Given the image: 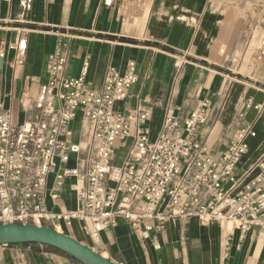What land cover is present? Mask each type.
Masks as SVG:
<instances>
[{
    "label": "crops",
    "instance_id": "0c3cea01",
    "mask_svg": "<svg viewBox=\"0 0 264 264\" xmlns=\"http://www.w3.org/2000/svg\"><path fill=\"white\" fill-rule=\"evenodd\" d=\"M131 1L0 0V45L6 48L0 58V112L9 113L17 124L34 119L50 55L62 44L68 59L62 73L78 77L88 59L86 80L97 90L103 87L109 67L124 73L134 60L138 81L115 110L134 128L133 112L151 106L148 129L153 139L168 112L180 109L186 114L208 101L212 113L200 137L219 154L226 129L236 125V113L245 101L252 98L263 104L261 113L251 109L247 115L254 122L256 136L249 139V154L237 169L245 177L264 154V65L253 67L252 59H247L242 23L211 0H148L141 13L127 3L122 11L124 3ZM72 129L74 140L83 148L99 143L93 140L81 112ZM131 144V137L117 142L115 165L123 163ZM76 166L72 156L60 169ZM78 166L84 169V160ZM82 188L84 182L76 177L58 182L56 172L51 173L46 209L66 213L79 208L77 195ZM54 194L58 197L53 198ZM55 223H60L62 232L119 264H264V231L259 227L241 237L238 229L228 230L219 221L207 223L196 217L172 220L163 229L153 220L135 224L118 217L116 226L87 234L80 220L70 225L63 219ZM147 224L154 228L150 238L144 239L141 233ZM43 225L53 227V223ZM153 236H157L158 246ZM21 262L82 264L39 243L0 245V264Z\"/></svg>",
    "mask_w": 264,
    "mask_h": 264
},
{
    "label": "built area",
    "instance_id": "2783aa9c",
    "mask_svg": "<svg viewBox=\"0 0 264 264\" xmlns=\"http://www.w3.org/2000/svg\"><path fill=\"white\" fill-rule=\"evenodd\" d=\"M64 48L62 44L50 55L34 119L17 124L9 113L0 112V223H53L52 228L61 231L56 220L70 225L77 219L88 234L116 226L118 217L135 224L153 220L159 229L172 220L196 217L238 229L241 237L252 227L264 231V154L245 177L237 172L249 154V139L256 136L247 115L251 109L261 113L262 103L245 101L236 113V125L226 129L219 154L200 137L212 113L208 101L186 114L180 109L168 112L153 139L148 129L151 106L133 112L134 128L115 110L138 81L136 62L130 60L124 73L109 67L103 87L97 90L86 80L88 59L78 77L62 73L68 61ZM5 54L0 45V58ZM79 112L98 144L83 148L74 140L72 123ZM130 137L125 160L115 165L117 142ZM72 156L77 166L61 170ZM81 160L84 169L78 166ZM253 171L254 176L243 183ZM54 172L58 182L68 176L84 182L77 195L79 208L66 213L46 209L47 181ZM153 228L145 225L142 237L150 238ZM152 239L158 246L157 236Z\"/></svg>",
    "mask_w": 264,
    "mask_h": 264
},
{
    "label": "water",
    "instance_id": "95a60500",
    "mask_svg": "<svg viewBox=\"0 0 264 264\" xmlns=\"http://www.w3.org/2000/svg\"><path fill=\"white\" fill-rule=\"evenodd\" d=\"M17 243H39L55 247L82 264H119L82 241L52 227L17 222L0 223V245Z\"/></svg>",
    "mask_w": 264,
    "mask_h": 264
},
{
    "label": "rangeland",
    "instance_id": "374dc122",
    "mask_svg": "<svg viewBox=\"0 0 264 264\" xmlns=\"http://www.w3.org/2000/svg\"><path fill=\"white\" fill-rule=\"evenodd\" d=\"M212 4L232 19L239 20L244 31L241 39L246 41L247 59L255 64L264 65V0H211ZM126 3L135 12L141 13L142 7L147 8L148 0H132L125 2L122 11H126ZM239 61V54L235 57Z\"/></svg>",
    "mask_w": 264,
    "mask_h": 264
},
{
    "label": "trees",
    "instance_id": "16d2710c",
    "mask_svg": "<svg viewBox=\"0 0 264 264\" xmlns=\"http://www.w3.org/2000/svg\"><path fill=\"white\" fill-rule=\"evenodd\" d=\"M49 248L54 249V250L59 251V252H62V253H65V252H63V251H61V250H59V249H57V248H55V247H51V246H49Z\"/></svg>",
    "mask_w": 264,
    "mask_h": 264
},
{
    "label": "bare ground",
    "instance_id": "6f19581e",
    "mask_svg": "<svg viewBox=\"0 0 264 264\" xmlns=\"http://www.w3.org/2000/svg\"><path fill=\"white\" fill-rule=\"evenodd\" d=\"M106 255V254H105Z\"/></svg>",
    "mask_w": 264,
    "mask_h": 264
}]
</instances>
